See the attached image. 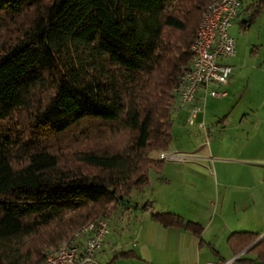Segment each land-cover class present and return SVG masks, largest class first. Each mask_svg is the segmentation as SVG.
<instances>
[{
    "label": "trees",
    "instance_id": "1",
    "mask_svg": "<svg viewBox=\"0 0 264 264\" xmlns=\"http://www.w3.org/2000/svg\"><path fill=\"white\" fill-rule=\"evenodd\" d=\"M214 1L0 0V264H41L161 172L150 154L171 146L173 89ZM263 10L264 0L244 7L241 27ZM150 218L203 230L168 211ZM259 238L228 236L231 253L247 255L237 264H264Z\"/></svg>",
    "mask_w": 264,
    "mask_h": 264
},
{
    "label": "crops",
    "instance_id": "2",
    "mask_svg": "<svg viewBox=\"0 0 264 264\" xmlns=\"http://www.w3.org/2000/svg\"><path fill=\"white\" fill-rule=\"evenodd\" d=\"M243 8L244 3L240 13ZM234 71L232 67L227 85L214 86L216 91L224 94L223 97H207L204 100L203 112L195 119L197 126L192 125L189 132L198 133V139L206 142L202 144L201 141L198 148L194 149L193 152L197 154L188 153L194 159L181 163L184 169L182 174L186 170L197 172L203 177L213 178L215 185L224 189L222 194H213V205L218 206L214 216L206 223H199L203 228L200 239L190 232L163 228L151 218L146 220L141 217V222L130 230L133 236L131 244L115 241L107 249L108 232L97 255L99 263L237 264V258H246L247 255L242 252L234 256L226 245L228 236L235 232L257 233L260 238L264 236V98L236 92L234 80L238 74L234 77ZM202 92L200 90L197 95L200 100L203 99ZM182 112L184 118L180 121L185 125L188 108L180 107L177 103L174 115L180 116ZM201 124L202 127L199 126ZM150 156L158 158L159 153L152 152ZM166 162L161 173H175L176 170L171 166L177 163ZM164 182L171 184V180L166 179ZM126 207L127 212H131V208ZM143 211L149 216L152 213ZM210 247L218 256L213 254ZM120 253H129V256L115 259Z\"/></svg>",
    "mask_w": 264,
    "mask_h": 264
},
{
    "label": "rangeland",
    "instance_id": "3",
    "mask_svg": "<svg viewBox=\"0 0 264 264\" xmlns=\"http://www.w3.org/2000/svg\"><path fill=\"white\" fill-rule=\"evenodd\" d=\"M255 1L257 0H246L244 7ZM244 19V16L238 17L229 28V35L235 44V54L223 60L222 63L235 68L234 77L238 74L234 80L236 92L245 96L264 98V10L255 23L243 29L241 23ZM183 114L184 112L180 116L176 114L173 116V138L171 149L167 151V154L188 157L186 161L189 162L191 158L194 159V156L188 153L197 154L198 152L193 151L202 140L198 139V133L190 134L189 131L193 126L181 123ZM194 126L196 127L197 124ZM203 142L204 140L202 144H205L206 141ZM205 148H208V144ZM174 162L177 164L171 167H174L176 171H172L175 173L152 172L149 186L140 193L131 194L129 198L131 212H127L126 206L119 207L115 211L108 224L110 237L106 245L107 249L115 241H122L124 245L131 244L133 236L130 235V230L133 226L141 222V217L150 220L149 214L142 209V206L148 202L151 203L148 207L150 212H175L183 216L185 220L201 224L214 216L218 206L213 205L215 204L213 194L216 192L222 194L224 189L216 186L213 178L212 180L203 177L197 172L186 170L182 174L184 169L181 163L185 161L175 160ZM167 163L165 161V164ZM163 179L171 180V184L165 183ZM136 204L138 208L134 206ZM216 219L215 221H218Z\"/></svg>",
    "mask_w": 264,
    "mask_h": 264
},
{
    "label": "built area",
    "instance_id": "4",
    "mask_svg": "<svg viewBox=\"0 0 264 264\" xmlns=\"http://www.w3.org/2000/svg\"><path fill=\"white\" fill-rule=\"evenodd\" d=\"M245 1L216 0L201 17L191 46V64L180 75L178 84L173 89L180 107L188 108L186 123L190 126L195 124V119L203 112V102L207 97L224 96L214 86H225L230 80L232 67L222 61L235 54V44L229 35V28ZM200 90L203 91L202 100L197 96ZM199 126L202 127V124ZM158 158L170 162L188 159L167 152L159 153ZM108 232V221L95 218L60 242L57 247L48 250L41 264H101L97 255Z\"/></svg>",
    "mask_w": 264,
    "mask_h": 264
},
{
    "label": "water",
    "instance_id": "5",
    "mask_svg": "<svg viewBox=\"0 0 264 264\" xmlns=\"http://www.w3.org/2000/svg\"><path fill=\"white\" fill-rule=\"evenodd\" d=\"M260 240H262L261 238H259V240L258 241H260Z\"/></svg>",
    "mask_w": 264,
    "mask_h": 264
}]
</instances>
